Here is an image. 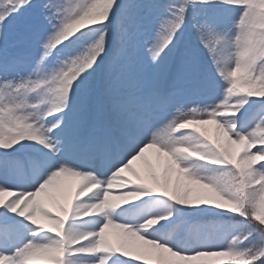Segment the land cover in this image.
<instances>
[{
    "label": "snow or ice",
    "instance_id": "obj_1",
    "mask_svg": "<svg viewBox=\"0 0 264 264\" xmlns=\"http://www.w3.org/2000/svg\"><path fill=\"white\" fill-rule=\"evenodd\" d=\"M0 264H264V0H0Z\"/></svg>",
    "mask_w": 264,
    "mask_h": 264
},
{
    "label": "bare ground",
    "instance_id": "obj_2",
    "mask_svg": "<svg viewBox=\"0 0 264 264\" xmlns=\"http://www.w3.org/2000/svg\"><path fill=\"white\" fill-rule=\"evenodd\" d=\"M70 183L75 184L76 182H75V181H72V182H70ZM45 203H46V205H47L48 207L52 208V210L55 211V206H54V204H53L52 202L48 201V200L45 198Z\"/></svg>",
    "mask_w": 264,
    "mask_h": 264
},
{
    "label": "rangeland",
    "instance_id": "obj_3",
    "mask_svg": "<svg viewBox=\"0 0 264 264\" xmlns=\"http://www.w3.org/2000/svg\"><path fill=\"white\" fill-rule=\"evenodd\" d=\"M209 128V133L211 134V126H207Z\"/></svg>",
    "mask_w": 264,
    "mask_h": 264
}]
</instances>
